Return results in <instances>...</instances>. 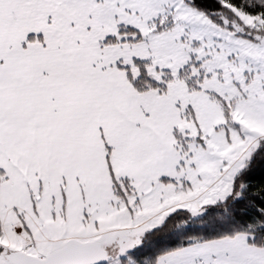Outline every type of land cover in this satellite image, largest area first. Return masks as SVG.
I'll return each mask as SVG.
<instances>
[{
    "label": "snow or ice",
    "instance_id": "snow-or-ice-1",
    "mask_svg": "<svg viewBox=\"0 0 264 264\" xmlns=\"http://www.w3.org/2000/svg\"><path fill=\"white\" fill-rule=\"evenodd\" d=\"M264 0H0V264H264Z\"/></svg>",
    "mask_w": 264,
    "mask_h": 264
},
{
    "label": "trees",
    "instance_id": "trees-1",
    "mask_svg": "<svg viewBox=\"0 0 264 264\" xmlns=\"http://www.w3.org/2000/svg\"><path fill=\"white\" fill-rule=\"evenodd\" d=\"M256 175H257V178H259L260 176H264V170H258Z\"/></svg>",
    "mask_w": 264,
    "mask_h": 264
}]
</instances>
